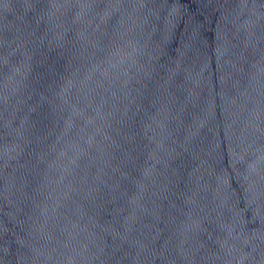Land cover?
Returning a JSON list of instances; mask_svg holds the SVG:
<instances>
[{"label": "water", "instance_id": "obj_1", "mask_svg": "<svg viewBox=\"0 0 264 264\" xmlns=\"http://www.w3.org/2000/svg\"><path fill=\"white\" fill-rule=\"evenodd\" d=\"M0 264H264V0H0Z\"/></svg>", "mask_w": 264, "mask_h": 264}]
</instances>
